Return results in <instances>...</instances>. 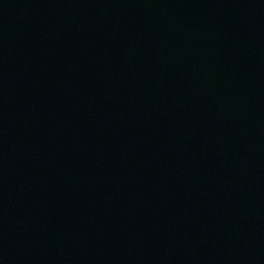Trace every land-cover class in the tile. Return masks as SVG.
I'll list each match as a JSON object with an SVG mask.
<instances>
[{
    "label": "water",
    "instance_id": "95a60500",
    "mask_svg": "<svg viewBox=\"0 0 264 264\" xmlns=\"http://www.w3.org/2000/svg\"><path fill=\"white\" fill-rule=\"evenodd\" d=\"M0 264H264V0H0Z\"/></svg>",
    "mask_w": 264,
    "mask_h": 264
}]
</instances>
